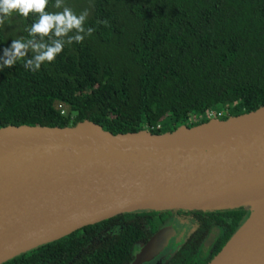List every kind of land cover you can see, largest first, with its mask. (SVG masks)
Wrapping results in <instances>:
<instances>
[{
    "label": "trees",
    "instance_id": "obj_1",
    "mask_svg": "<svg viewBox=\"0 0 264 264\" xmlns=\"http://www.w3.org/2000/svg\"><path fill=\"white\" fill-rule=\"evenodd\" d=\"M54 2L48 11L58 10ZM64 5L77 14L86 10L85 29L92 33L82 43L66 44L37 72L22 61L0 69V127H63L88 119L113 134L163 133L205 122L209 111H221L215 118L226 119L264 105V0H64ZM34 19L13 13L0 25V55L12 40L30 38ZM56 102L69 113L57 110ZM159 211L169 210L116 214L1 264H129L136 241L157 227L149 215ZM249 212L244 206L193 211L226 216L223 232L205 257L199 245L188 242L164 264H207ZM204 236L192 238L200 242Z\"/></svg>",
    "mask_w": 264,
    "mask_h": 264
},
{
    "label": "water",
    "instance_id": "obj_2",
    "mask_svg": "<svg viewBox=\"0 0 264 264\" xmlns=\"http://www.w3.org/2000/svg\"><path fill=\"white\" fill-rule=\"evenodd\" d=\"M240 206L248 217L207 264H264V105L163 133L0 127V264L122 212ZM167 239L158 231L129 264Z\"/></svg>",
    "mask_w": 264,
    "mask_h": 264
},
{
    "label": "clouds",
    "instance_id": "obj_3",
    "mask_svg": "<svg viewBox=\"0 0 264 264\" xmlns=\"http://www.w3.org/2000/svg\"><path fill=\"white\" fill-rule=\"evenodd\" d=\"M50 0H0V25L13 13L28 18L35 17L28 28L29 39H15L0 55V69L11 68L23 62L26 70L37 72L46 62H53L63 52L66 44L82 43L92 29H85L87 11L79 14L64 5V0H55L48 11ZM29 52L32 53L29 57Z\"/></svg>",
    "mask_w": 264,
    "mask_h": 264
},
{
    "label": "flooded vegetation",
    "instance_id": "obj_4",
    "mask_svg": "<svg viewBox=\"0 0 264 264\" xmlns=\"http://www.w3.org/2000/svg\"><path fill=\"white\" fill-rule=\"evenodd\" d=\"M167 211L154 212L149 215L152 223L156 225V229L149 233L145 240H137L136 248L133 257L140 251V249L151 239V237L160 230L166 229L168 239L162 248L156 253L150 255L146 260L140 264H164L174 253L181 247H185L189 242L190 244L199 245V253L201 257H205L210 251L213 243L217 241L219 235L223 232L227 217L221 215L217 217L213 214H194L196 209H166ZM147 215V212H143ZM113 217V216H112ZM110 217V218H112ZM142 224H145L144 222ZM204 236L199 242L193 239L194 234ZM192 239L193 241L189 240ZM168 247L166 253L164 249ZM196 249V250H197ZM164 253V254H163ZM151 256H154L151 261ZM150 261V262H149Z\"/></svg>",
    "mask_w": 264,
    "mask_h": 264
},
{
    "label": "rangeland",
    "instance_id": "obj_5",
    "mask_svg": "<svg viewBox=\"0 0 264 264\" xmlns=\"http://www.w3.org/2000/svg\"><path fill=\"white\" fill-rule=\"evenodd\" d=\"M55 108L57 109V110H59L62 114H64V115H67L68 113H69V108H68V106L67 105H65V104H63V103H60V102H56L55 103ZM214 112H215V110H213ZM217 111V110H216ZM228 111V110H227ZM218 112V111H217ZM216 116V114L215 113H213L212 115H211V117H207V118H214V117ZM162 250H163V248H162ZM165 250V252L164 253H166L167 252V250H168V247L166 248V249H164ZM163 253V254H164ZM154 256H151V258H150V261H151V259L153 258ZM149 261V262H150ZM152 262V261H151Z\"/></svg>",
    "mask_w": 264,
    "mask_h": 264
},
{
    "label": "bare ground",
    "instance_id": "obj_6",
    "mask_svg": "<svg viewBox=\"0 0 264 264\" xmlns=\"http://www.w3.org/2000/svg\"><path fill=\"white\" fill-rule=\"evenodd\" d=\"M69 224H70L69 221H64V222H62V223H60V224H58V225H56V226H54V227H61V228H64V227H68ZM50 229H51V228H49V229H47V230L49 231Z\"/></svg>",
    "mask_w": 264,
    "mask_h": 264
},
{
    "label": "built area",
    "instance_id": "obj_7",
    "mask_svg": "<svg viewBox=\"0 0 264 264\" xmlns=\"http://www.w3.org/2000/svg\"><path fill=\"white\" fill-rule=\"evenodd\" d=\"M213 113H215L216 116H218V117H219V116H222V112H221V111H218V112H217V111L215 110V112H214V111H209V112H208V117H211V115H212ZM213 117H214V116H213Z\"/></svg>",
    "mask_w": 264,
    "mask_h": 264
}]
</instances>
